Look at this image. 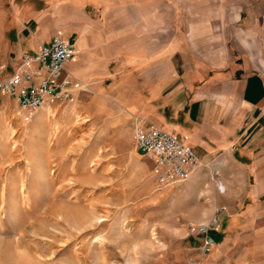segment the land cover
Wrapping results in <instances>:
<instances>
[{"label":"rangeland","instance_id":"obj_1","mask_svg":"<svg viewBox=\"0 0 264 264\" xmlns=\"http://www.w3.org/2000/svg\"><path fill=\"white\" fill-rule=\"evenodd\" d=\"M130 1L106 0L107 9L98 14L103 45L110 43V49L111 42L116 48L122 44L125 52H146L154 45L163 49L164 38L171 37L166 49L173 51L183 34L197 28L204 34H228L231 38L219 44L236 49L233 35L245 30L240 18L247 11L234 10L233 0L166 1H172V8L155 0L151 22L139 27L138 46L131 22H124L132 17ZM151 59L156 66L168 60ZM139 60L144 65L138 68L140 82L130 77L125 89H110V83L95 79L96 88L77 87L65 101L50 100L28 111L12 97L0 96V264L204 262L207 255L193 243L188 224L210 220L220 205L230 210L219 201L226 196L218 185L223 162H204L177 184L163 186L156 180L152 161L134 149L133 128L139 121L161 126L146 115L150 103L160 105L162 91L155 96L140 88L147 85L148 59ZM131 61L136 60L114 58L108 69L129 77ZM250 204L247 220L221 232L228 237V250L243 248L247 236V250L258 258L264 206Z\"/></svg>","mask_w":264,"mask_h":264},{"label":"crops","instance_id":"obj_2","mask_svg":"<svg viewBox=\"0 0 264 264\" xmlns=\"http://www.w3.org/2000/svg\"><path fill=\"white\" fill-rule=\"evenodd\" d=\"M104 1L0 0V42L4 43L0 48V66L4 74L13 72L22 52L36 50L55 35L74 46L76 57L66 64V69L80 81V89L96 88L92 85L95 79L110 83V89H125L130 77L139 84L138 68L144 66L139 59L147 58V85L139 87L152 90L155 96L162 91L160 105L149 104L147 120L158 122L191 146L202 163L214 158L223 162L222 182L226 186L220 190L226 191V196L219 201L230 210L226 212V207L220 205L224 208L218 211L219 226L210 230L212 237H217L216 246L204 253L207 256L202 264H264L263 226L259 231L260 251L255 253L258 258L247 250V236L243 248L228 250V237L221 232L236 226L240 219L247 220L254 206L250 204L248 208L249 201L264 206V0L232 1L234 10L247 11V17L240 18L245 30L233 35L239 42L236 49L219 44L221 38H231L228 34H204L197 28L183 34L173 51L166 49L171 46L168 37L163 40V49L154 45L146 52H125L122 44L116 48L115 42H111L113 49L108 47L110 43L103 45L102 19L98 14L107 9ZM162 1L172 8V1ZM130 2L132 17L124 22H131L132 36L139 46V27L143 22H151L157 3ZM92 10L98 13L93 16ZM8 11L14 13L8 16ZM9 52L12 53L8 55ZM157 56L168 60L163 66H156L151 58ZM125 57L136 60L131 61V75H112L108 69L110 61ZM98 68L101 73L94 71ZM76 90L74 87L72 94ZM260 216L264 218V211ZM247 234L251 239V234ZM192 239L200 245L203 235L194 234Z\"/></svg>","mask_w":264,"mask_h":264},{"label":"built area","instance_id":"obj_3","mask_svg":"<svg viewBox=\"0 0 264 264\" xmlns=\"http://www.w3.org/2000/svg\"><path fill=\"white\" fill-rule=\"evenodd\" d=\"M75 49L72 43L55 35L36 50L22 52L11 74H4L0 66V96L12 97L23 111L35 110L47 101H65L72 96L74 87L81 83L66 69L73 60ZM30 115H25L29 119ZM135 149L151 160L156 180L169 186L186 180L202 163L194 149L162 126L139 121L133 128ZM219 206L212 218L197 224L189 223L190 234L201 233L202 253L211 251L216 242L210 230L219 226Z\"/></svg>","mask_w":264,"mask_h":264},{"label":"bare ground","instance_id":"obj_4","mask_svg":"<svg viewBox=\"0 0 264 264\" xmlns=\"http://www.w3.org/2000/svg\"><path fill=\"white\" fill-rule=\"evenodd\" d=\"M219 187H220V189H222V190H224L225 189V184L221 181V182H219Z\"/></svg>","mask_w":264,"mask_h":264}]
</instances>
